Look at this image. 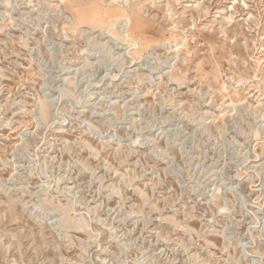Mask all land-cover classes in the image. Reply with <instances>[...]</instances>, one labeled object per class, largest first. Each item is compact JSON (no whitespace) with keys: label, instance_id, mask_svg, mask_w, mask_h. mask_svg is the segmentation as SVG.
Listing matches in <instances>:
<instances>
[{"label":"rangeland","instance_id":"obj_1","mask_svg":"<svg viewBox=\"0 0 264 264\" xmlns=\"http://www.w3.org/2000/svg\"><path fill=\"white\" fill-rule=\"evenodd\" d=\"M0 264H264V0H0Z\"/></svg>","mask_w":264,"mask_h":264},{"label":"bare ground","instance_id":"obj_2","mask_svg":"<svg viewBox=\"0 0 264 264\" xmlns=\"http://www.w3.org/2000/svg\"><path fill=\"white\" fill-rule=\"evenodd\" d=\"M125 29V28H124ZM125 34L127 35V36H129L130 37V34H129V32L127 31V32H125ZM131 38V37H130ZM131 40V39H130ZM132 41V40H131ZM132 43H134V41L132 42ZM136 45V44H135Z\"/></svg>","mask_w":264,"mask_h":264}]
</instances>
